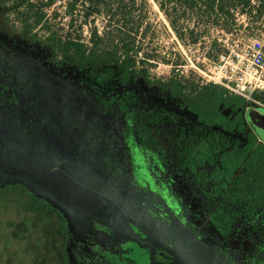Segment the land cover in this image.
I'll return each mask as SVG.
<instances>
[{
    "label": "rangeland",
    "instance_id": "374dc122",
    "mask_svg": "<svg viewBox=\"0 0 264 264\" xmlns=\"http://www.w3.org/2000/svg\"><path fill=\"white\" fill-rule=\"evenodd\" d=\"M66 1L56 0V7L63 5L62 10ZM150 2L152 4L146 8L144 19L147 32L144 34L145 28H141L136 45L140 48L139 54L153 64L148 67L154 74L168 75L177 59L181 60L179 68L184 73L192 69V63L199 68H207V59L215 60L220 52L219 40L228 43L237 38L264 40V30L252 31L247 26L246 16L237 13L239 25L231 31L221 33L220 30H211L210 36L203 41L184 45L178 41L157 6ZM136 15L137 12L134 13ZM15 20L12 13L0 9V32L5 35L0 39L6 48L17 58L26 59L31 65L36 64L37 68L58 80L52 70L45 69L42 63L48 52L40 45L41 36L36 35L34 39L39 41L30 40L28 44L29 38H20L21 29L15 25ZM100 21L98 19L97 24L100 25ZM86 28L83 26L85 36L88 34ZM212 39L216 40L219 48H212ZM71 70L59 73L63 77L59 82L67 93L55 95L57 106L54 113L46 97L42 96L37 102L31 92L21 93L12 85L11 106L6 110L0 109V142L11 145L13 150L3 156L0 165L9 170L13 168L16 171L13 173L25 178L36 179L42 173L40 170L47 167V156L53 149L62 146L65 150H89L99 158L102 170L115 181L128 201L131 202L140 191L136 188L142 181L137 175L142 174L143 179L148 178L151 187L160 188L169 204L181 211L190 227L202 226L201 235L214 242L217 252L226 260L230 258L233 264H264V211L251 216L239 212L238 208L229 209L231 212L217 211L220 216L215 222L214 207L230 183L228 176L222 182H209L203 175L172 171L178 164L168 163L172 148L168 145L167 134L173 136L169 127L174 125L163 119L155 120L152 112L159 108L174 111L181 116L178 125H181L184 116H188L186 112L173 108L142 80L130 86L129 98L126 96L124 100L126 103L120 98L116 105L107 106L106 111L91 89H97L99 83L89 79L85 73ZM76 81H80L81 86ZM258 94L261 95L262 105L246 103L245 106L251 115H258L264 120V93ZM37 112L47 116L49 123L40 126ZM144 112L151 118V123L141 120L140 114ZM59 119L65 129L57 124ZM146 129L151 133L147 134ZM142 134L149 136L148 142ZM153 139L158 143V150H163L161 163L157 155L147 148L152 145L150 141ZM78 174L45 177L41 188H47L49 194L61 197L63 193L59 188L63 187L70 190L71 200L78 198L79 194L84 195L80 205L73 204L69 208L71 212L75 208L82 216L74 212L67 215L56 205L47 201L45 204L20 183L0 187V264H103L104 258H108L106 252L103 257V248L106 249L108 243L113 249L114 244L119 246V237L114 239L119 229L109 215L110 209L115 206L114 201L111 202V193L107 190L103 193V184L94 173ZM82 185L83 188L80 187ZM100 216H107V219ZM71 243L72 249L68 250ZM118 252L113 250L109 256ZM127 260L122 256L118 259L111 257L106 264H127Z\"/></svg>",
    "mask_w": 264,
    "mask_h": 264
},
{
    "label": "trees",
    "instance_id": "16d2710c",
    "mask_svg": "<svg viewBox=\"0 0 264 264\" xmlns=\"http://www.w3.org/2000/svg\"><path fill=\"white\" fill-rule=\"evenodd\" d=\"M151 1L184 45L203 41L211 30L231 31L239 25L237 13L246 16L252 31L264 30V0ZM55 3L0 0V9L17 19L20 38L27 37L31 43L39 41L36 35L41 36L40 45L52 65L77 70L98 82L99 87L92 89L104 105L114 104L119 91L140 80L154 87L161 98L188 115L174 141L182 165L195 171L209 162L213 172L226 176L237 172L217 211L238 208L252 215L264 210V143L257 141L245 123L246 101L219 84L201 83L194 69L184 73L180 59L172 63L166 76L150 72L148 66L153 64L139 54L136 45L141 28L147 25L144 19L150 0H67L64 10ZM83 26L88 27L87 36ZM211 46L219 48L215 39ZM228 107L232 111L225 116L222 111ZM166 114L175 117L166 110L160 115Z\"/></svg>",
    "mask_w": 264,
    "mask_h": 264
},
{
    "label": "flooded vegetation",
    "instance_id": "af4514ba",
    "mask_svg": "<svg viewBox=\"0 0 264 264\" xmlns=\"http://www.w3.org/2000/svg\"><path fill=\"white\" fill-rule=\"evenodd\" d=\"M1 33L3 32H0V37L5 36ZM42 63L45 65V69L52 70V73L57 77L58 80L49 74L44 73L42 69L37 68L36 64L31 65L28 60L22 59L20 57L17 58L16 55H13L11 52H9L4 41L0 39V109L6 110L11 106L10 95L12 92V85H14V87L17 88L21 93L27 94L28 92H31L32 97L34 96V99L37 102L42 96L46 97L47 101L51 104L50 110L52 113H54L55 106H57V101L54 99L55 95L59 96V94L67 93V91L61 86L59 82V80L61 81L63 79L59 73L64 69L52 65L49 61V54L46 60L44 62L42 61ZM74 71L79 72L77 70ZM68 77V79L71 78L70 76ZM64 80L68 81L66 78H64ZM76 83H78L80 86L82 84L80 81H76ZM148 88H152L154 91H156L154 87ZM128 90L122 92L119 91L118 93H120V95L118 93L116 94L114 105H116L120 98H122L121 101L123 103H126L124 102L125 97L127 96V98H129L130 95ZM166 101L169 103V105H172L173 108H176V106L171 104L170 101ZM123 103H120V105H123ZM101 104L103 105V109L106 110L107 106L103 103ZM247 109L248 108L245 106L243 111L245 123L248 128L256 135L257 141L264 143V139L253 125L251 119L255 118V120L263 125L264 120L258 118V115H251ZM163 110L173 112L175 117H171L168 114L160 115ZM231 111L232 110L230 109L228 115L231 113ZM152 114L155 120L163 119L170 125H174L173 127H169V131H172L173 136L167 134L169 137L168 145L172 148L171 158H169L168 163H173L174 165L178 164V166H174L172 170L173 172H188L189 174H197L198 176L203 175L208 178L209 182L225 181L227 176L220 174L219 172H213L214 165L209 162H205L195 171H191L188 167H184L182 165L177 155L174 141L178 128L184 124V118L182 119L183 121L181 122V125H178V120L181 116L174 111L167 110L165 108H159L154 110ZM156 114H159V116ZM37 116L40 118V126L49 123L47 116L43 117L38 112ZM146 116L147 115L145 112L144 114H140L141 120L144 121L146 119L149 123H151V118ZM246 116H248V119ZM132 117L135 118L136 115L133 113ZM57 124L63 129L66 128L60 119ZM146 131L147 134L151 133L149 129H146ZM259 136L262 138V140L259 138ZM142 138L148 142L149 136L142 134ZM150 142L152 145L147 146V148L152 150L154 154L157 155L156 157L161 163L162 158H164V156L161 155L163 150H158V143L156 142V144L154 139ZM5 145L7 144H2L0 142V161L3 156L11 153L13 150L11 145H7V148L5 149ZM98 159L99 158L95 157V155H93V153L89 150H65L61 146L60 148L56 150L53 149L50 152L46 160L47 167L40 170L42 173L36 179L25 178L24 176L18 175L17 173H13L16 172L13 170V168L9 170L8 167L6 168L5 166L3 167L0 165V187H5L10 183H20L27 190H32L35 195H37V198L42 200L45 204L50 202L51 204L56 205L58 209L64 210L67 215L74 212L77 216H82V214L77 213L75 208H73L72 212L69 210V208L73 207V204L80 205L81 203L79 202L82 200L84 195L79 194L77 195L78 198L71 200L73 196H71V193H69L70 190H64V188L61 187L62 189L59 188V191L62 192L63 195H61V197H56V194H49L46 191L47 188H41V185L45 177L67 175L64 172H69L67 176L70 177L80 175L78 172H91L100 178L103 184V193L105 190L111 193V198L113 200L111 201V198H109V200L112 203L114 201L115 206L110 209L111 213L109 215L111 218H114L112 221H114L115 227L118 226L119 229V233L114 236L115 240H117V237H119V246L114 244L115 249H113L107 240L108 245L106 249L103 248V257L106 255L108 258H104L103 264L109 263L108 259L111 257H117L118 259L119 256L124 258L126 257L128 259L127 264H233L230 258V260H226V258L222 257L217 252V247L214 242L208 241L201 235L202 226L200 227V225H198L196 228L190 227L188 222L182 216L181 211L177 208L175 209L174 206L169 204L160 188H154L153 186L151 187L148 178L143 179L141 177L142 174L137 175L138 179L142 181V183H140L136 188L140 189V191L138 193L136 192V197L130 202L124 198L119 186L110 178L109 174L102 170L103 168L100 166L101 161ZM236 173L237 172L235 171L228 175V182L230 181V183L223 191L221 198L215 204V213L217 212L219 204L224 199V196L228 194L229 187ZM83 186L84 185L80 187L83 188ZM219 187L220 185H218V188ZM104 198L107 199L106 197ZM89 213L91 214V211H89ZM244 215H247V213H244ZM248 215L251 216L250 214ZM94 216L99 217V215ZM219 216L220 215H216L213 217L215 222H217ZM100 217L107 219V216ZM72 245L73 244L71 243L68 250L72 249ZM113 250H115V252L119 251L118 253L120 254L116 253L112 256H109Z\"/></svg>",
    "mask_w": 264,
    "mask_h": 264
},
{
    "label": "built area",
    "instance_id": "2783aa9c",
    "mask_svg": "<svg viewBox=\"0 0 264 264\" xmlns=\"http://www.w3.org/2000/svg\"><path fill=\"white\" fill-rule=\"evenodd\" d=\"M218 44L220 52L215 60L207 59V68L191 64L201 83L219 84L246 103L262 105L258 92L264 93V40L237 38L230 43L219 40Z\"/></svg>",
    "mask_w": 264,
    "mask_h": 264
},
{
    "label": "water",
    "instance_id": "95a60500",
    "mask_svg": "<svg viewBox=\"0 0 264 264\" xmlns=\"http://www.w3.org/2000/svg\"><path fill=\"white\" fill-rule=\"evenodd\" d=\"M229 112H230V108H226L222 111L224 115H228ZM251 121L253 125L255 126V128L259 131V134L264 139V125L259 123L257 120H255V118L251 119Z\"/></svg>",
    "mask_w": 264,
    "mask_h": 264
}]
</instances>
